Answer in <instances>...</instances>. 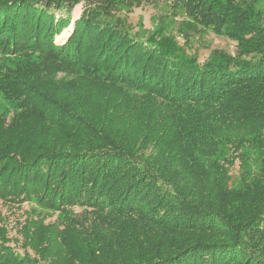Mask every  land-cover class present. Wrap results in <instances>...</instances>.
Returning a JSON list of instances; mask_svg holds the SVG:
<instances>
[{"label": "trees", "instance_id": "16d2710c", "mask_svg": "<svg viewBox=\"0 0 264 264\" xmlns=\"http://www.w3.org/2000/svg\"><path fill=\"white\" fill-rule=\"evenodd\" d=\"M118 1L0 0V53L18 57L0 66V208L51 210L19 236L0 214V264H264V160L237 187L212 159L264 134L260 0L172 1L236 42L205 59L190 34L140 38Z\"/></svg>", "mask_w": 264, "mask_h": 264}, {"label": "rangeland", "instance_id": "374dc122", "mask_svg": "<svg viewBox=\"0 0 264 264\" xmlns=\"http://www.w3.org/2000/svg\"><path fill=\"white\" fill-rule=\"evenodd\" d=\"M172 1L144 0L140 7L133 10V7L128 3L132 2L131 0H119L117 2V8L129 14L130 19L139 29L140 38L145 39L156 31L162 35L190 34L195 37L194 44L190 47L199 51L201 59L207 58L209 53L215 48L225 50L232 54L236 52V42L229 40L225 36L215 35L211 30L204 29L200 26L197 29L200 28L202 31L196 33L191 23L185 20L186 17L181 12L176 11L177 9L173 7ZM258 6L260 10L264 11V0H260ZM84 9L83 3L78 4L74 8L72 11V23L69 28L57 35V43H61L70 30L74 28L76 20L80 18ZM183 39L185 40V37L182 35L180 38L182 43L184 42ZM17 60V56L0 53V66L14 65ZM0 114H4L8 119L14 114L12 102L7 100L1 93ZM253 135L255 134L242 133L239 138H233L230 142H218L217 148L212 152V159L218 164L220 172L234 186L239 187L243 182L253 184L258 179L261 163L264 160V134L259 137ZM0 209V214L8 218L7 221L12 235H18L16 222H23L25 216L31 210H36L41 212V214H51V210L40 207L36 203H25L20 207L13 206L12 208L5 204ZM55 218L56 216H50L47 222Z\"/></svg>", "mask_w": 264, "mask_h": 264}]
</instances>
